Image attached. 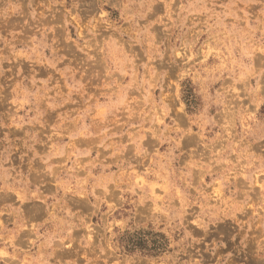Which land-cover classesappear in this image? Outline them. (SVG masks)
I'll list each match as a JSON object with an SVG mask.
<instances>
[{
  "label": "rangeland",
  "instance_id": "rangeland-1",
  "mask_svg": "<svg viewBox=\"0 0 264 264\" xmlns=\"http://www.w3.org/2000/svg\"><path fill=\"white\" fill-rule=\"evenodd\" d=\"M0 264H264V0H0Z\"/></svg>",
  "mask_w": 264,
  "mask_h": 264
}]
</instances>
